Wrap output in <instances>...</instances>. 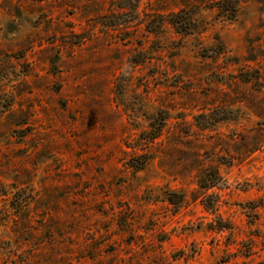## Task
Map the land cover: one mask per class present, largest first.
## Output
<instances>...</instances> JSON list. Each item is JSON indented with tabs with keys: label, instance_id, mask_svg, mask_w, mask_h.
Returning a JSON list of instances; mask_svg holds the SVG:
<instances>
[{
	"label": "rangeland",
	"instance_id": "1",
	"mask_svg": "<svg viewBox=\"0 0 264 264\" xmlns=\"http://www.w3.org/2000/svg\"><path fill=\"white\" fill-rule=\"evenodd\" d=\"M0 264H264V0H0Z\"/></svg>",
	"mask_w": 264,
	"mask_h": 264
},
{
	"label": "trees",
	"instance_id": "2",
	"mask_svg": "<svg viewBox=\"0 0 264 264\" xmlns=\"http://www.w3.org/2000/svg\"><path fill=\"white\" fill-rule=\"evenodd\" d=\"M224 1V0H223ZM221 11L224 12V13H230L228 14V17L231 19L233 13L236 11L235 7H233V3H232V8H221ZM186 12L184 11H180L178 13H175V14H172L171 15V18L168 19V20H164L163 23H167L169 25H171L173 28H175L177 30L178 33L182 34V35H188V34H191L192 31H195L194 28H192V24L193 22L190 20V18H186L184 16ZM220 47V48H219ZM217 47H212V56H219L223 53L224 51V46L220 43V46ZM225 119V118H224ZM224 119H221V120H224ZM161 124L163 123H159L158 126H153V129L147 133L148 135V140L149 141H154L156 140L162 133V126ZM139 158L141 159V161L137 162L136 164H130V167L133 168L134 170H141L144 168V166L147 164V161H148V156H144V155H141L139 156ZM212 173H206L204 176H201L198 180V185H199V188L203 189V190H207V189H210V188H213L217 185V183H219V175H218V172L217 171H212ZM178 196V200H175V197ZM183 195H178L176 193H171L170 196H169V202L171 204H176V203H180L183 201ZM205 209H210L208 208L207 204L206 203H203ZM255 208L259 206V204H255ZM221 224H219L218 226H216V230H219V231H224V230H231L232 227L230 226L231 224L230 223H227V224H223V222L221 221L220 222Z\"/></svg>",
	"mask_w": 264,
	"mask_h": 264
}]
</instances>
